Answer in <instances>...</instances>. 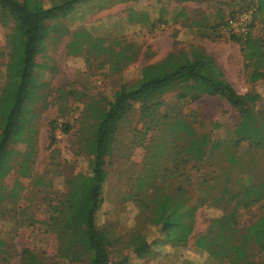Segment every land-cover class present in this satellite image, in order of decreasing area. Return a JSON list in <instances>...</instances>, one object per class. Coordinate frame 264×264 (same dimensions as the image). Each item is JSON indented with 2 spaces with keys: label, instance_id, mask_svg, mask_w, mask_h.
<instances>
[{
  "label": "rangeland",
  "instance_id": "obj_1",
  "mask_svg": "<svg viewBox=\"0 0 264 264\" xmlns=\"http://www.w3.org/2000/svg\"><path fill=\"white\" fill-rule=\"evenodd\" d=\"M44 1L48 5L62 0ZM12 26L13 18L0 11V89L7 84L6 64L12 59L7 42ZM81 30L87 36L75 37ZM52 36L36 56L35 87L40 97L31 105L29 174L19 173L26 149L20 143L11 157V170L0 179V264H19L24 248L44 264H79L59 258L61 253L80 255L73 236H58L50 229L47 204L56 193L65 191L66 178L88 171L89 155L80 139L92 122L90 107L100 98H110L121 84L136 81L142 66L167 56H208L238 93H258L259 100L251 108L258 118L264 116V76L253 78L254 72L264 71V0H81L58 17ZM177 91L186 94L184 100L176 101ZM193 94L191 86L181 85L167 91L163 100L166 110L176 117L169 124L177 121L189 132L202 129L223 140L220 150L205 161L204 170L227 167V154L233 150L238 161L231 167L232 177L242 176L246 182L264 180V149L245 139L234 148L231 143L240 122L237 110L218 96L192 100ZM140 115L135 103L113 127L108 140V176L96 217L116 242L110 264H173L180 254L194 264H219L197 249L192 237L205 231L209 219L222 214L221 208L200 207L187 243L172 247L162 243L159 226L132 199L135 193L141 197L155 191L136 180L154 134L145 132ZM54 119L59 126L68 123L70 128L63 132L58 126L51 142L49 127ZM163 137L168 140L170 134ZM182 137V141L188 139L185 131ZM262 215L264 199L241 208L239 236L233 240L254 264H264V239H254L248 227ZM155 251L164 255L157 257Z\"/></svg>",
  "mask_w": 264,
  "mask_h": 264
},
{
  "label": "trees",
  "instance_id": "obj_2",
  "mask_svg": "<svg viewBox=\"0 0 264 264\" xmlns=\"http://www.w3.org/2000/svg\"><path fill=\"white\" fill-rule=\"evenodd\" d=\"M79 1L62 0L47 5L44 0H0V11L13 18L7 37L12 59L6 64L7 84L0 89V179L11 170V157L15 145L20 143H25L26 149L19 173L29 174L33 130L31 105L40 97L35 87L36 56L42 51L44 41L53 39L58 17ZM74 36L83 38L87 33L81 30ZM246 41L249 45L250 39ZM261 76L264 71L253 73L254 79ZM181 85L193 88L192 100L204 95L218 96L237 110L240 122L231 137L233 148L245 139L251 146L264 149V116L258 118L251 108L259 100L258 93H238L225 79L223 70L208 56L193 59L167 56L142 66L136 81L121 84L110 98H100L97 105L90 107L92 122L87 134L80 139V145L89 155L88 171L66 178L65 191L56 193L47 204L50 229L58 236H73L80 255L68 257L61 253L59 258L79 264H110L116 242L105 226L97 224L96 217L108 176V140L113 127L138 103L145 132L154 131V134L150 137L148 145L152 146L146 150L142 173L136 180L137 184H145L155 191L141 197L135 193L132 199L140 202L150 213L154 225L159 226L162 243L183 247L193 233L197 210L204 205L219 207L222 214L211 217L208 228L192 237L194 246L219 264H254L245 259L243 247L233 240L239 236L240 209L264 199V180L246 182L242 176L232 177L231 167L238 161L233 150L227 154V167L204 170L205 161L220 150L223 140L202 129L189 132L177 121L169 124L176 117L166 110L163 95ZM185 97V93L177 91V102ZM162 105L165 110L161 109ZM58 126L57 119L50 122L51 142ZM59 127L63 132L70 128L68 123ZM183 131L188 135L185 141H182ZM165 134H170L168 140L163 137ZM139 144H143L142 139ZM190 196L193 197L191 201ZM248 228L254 239H264V215L254 219ZM153 255L158 257L164 252L155 251ZM19 257V264H44L29 248L22 249ZM173 264L194 263L183 260L180 254Z\"/></svg>",
  "mask_w": 264,
  "mask_h": 264
}]
</instances>
